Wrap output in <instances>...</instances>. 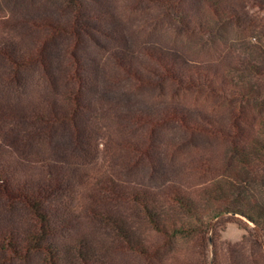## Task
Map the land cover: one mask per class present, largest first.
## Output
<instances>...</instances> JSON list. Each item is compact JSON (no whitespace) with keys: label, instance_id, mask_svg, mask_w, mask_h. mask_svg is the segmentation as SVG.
<instances>
[{"label":"rangeland","instance_id":"rangeland-1","mask_svg":"<svg viewBox=\"0 0 264 264\" xmlns=\"http://www.w3.org/2000/svg\"><path fill=\"white\" fill-rule=\"evenodd\" d=\"M229 1L243 12L245 25L232 23L219 34L207 36L186 33L147 0H87L81 15L67 7L64 0H13L9 13L23 10V21L12 18L8 26L23 44L32 45L42 37L40 29L35 30L31 23L34 17L60 19L66 29L42 44L41 56L47 66L25 71L21 76L29 79L25 89L21 83L11 88L0 86V100L15 107L32 82L42 83L50 77L57 79L55 87L65 91L71 79L69 60L74 58L81 72H87L83 82L85 107L100 108L107 118L112 139L109 152L118 155L110 171L120 182L153 190L176 189L208 214L217 207L207 197L208 190L231 180L236 193L251 203L264 204V162L253 164L252 169L241 160L247 158L251 146L264 142V104L258 100L232 103L212 89L209 92L173 83L169 77H135L134 71L117 66L128 51L133 58H126V64L134 68L142 55L147 73L150 58L143 56V48L155 45L166 52H177L190 64L210 66L218 79L234 72L244 88H261L264 72L260 75L251 63L256 62L264 71V0L262 6ZM75 21L79 23L73 25ZM133 59L136 62H130ZM47 85L51 89L50 82L43 87ZM173 105L181 107L182 114L170 110L153 118L136 116L137 109L165 108L164 113ZM195 118L210 119L212 123L205 128L195 123ZM143 134L152 139V149L146 147ZM10 141L13 144L0 130L5 159L11 150ZM103 148L100 143V162L104 159ZM16 155L15 151L10 154ZM138 229L148 253L118 251L108 257L109 264H264V235L232 214L213 220L207 241L188 234L165 236L145 225Z\"/></svg>","mask_w":264,"mask_h":264},{"label":"trees","instance_id":"trees-1","mask_svg":"<svg viewBox=\"0 0 264 264\" xmlns=\"http://www.w3.org/2000/svg\"><path fill=\"white\" fill-rule=\"evenodd\" d=\"M12 1L0 0V86L11 88L21 83L25 89L29 79L21 76L35 66H47L41 56L42 44L64 34L66 24L60 19L34 17L31 23L35 30L40 29L42 37L32 45L23 44L8 26L13 23L12 18L23 21V10L9 13ZM86 1L64 0L80 15ZM243 1L253 6L263 4V0ZM147 2L162 9L186 33L213 36L232 23L244 26L246 22L243 12L229 0ZM126 52L117 66L134 71L135 77H169L173 83L209 92L212 89L232 103L258 100L264 104V86L246 89L237 73L226 72L225 78L218 79L210 66L190 64L177 52H166L155 45L143 48V56L149 55L151 66L145 73L142 55L132 68L126 58L133 57ZM69 65L71 79L67 80L69 88L65 91L55 87L57 79L50 77L47 81L51 89L50 85L43 87L49 83L46 79L32 82L15 107L0 100V130L4 131V138L13 141L8 159L3 157L4 145L0 148V264H109L108 257L118 251L148 253L139 225L165 236L188 234L207 241L213 220L226 214L235 215L264 235V204L251 203L236 193L231 180L208 190L207 197L217 207L206 214L192 198L176 189L153 190L115 178L110 168L118 155L109 152L112 139L107 118L102 116V109L85 107L83 82L87 72H81L82 67L74 58ZM251 66L263 75L256 62ZM164 109H137L136 116L153 118L170 110L183 112L178 105L163 113ZM194 121L205 128L212 123L203 118ZM142 138L146 147L152 149V139L144 134ZM100 143L104 147L103 162L99 161ZM251 147L247 158L241 160L253 169V164L264 162V142ZM13 151L16 156H10ZM120 206L125 210L121 211Z\"/></svg>","mask_w":264,"mask_h":264}]
</instances>
